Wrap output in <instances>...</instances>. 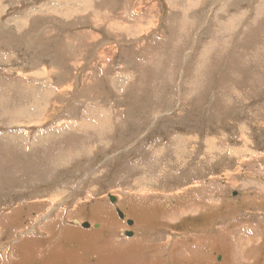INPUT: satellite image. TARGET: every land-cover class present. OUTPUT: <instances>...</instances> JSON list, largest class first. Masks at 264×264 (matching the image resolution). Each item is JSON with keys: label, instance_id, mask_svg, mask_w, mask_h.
Masks as SVG:
<instances>
[{"label": "rangeland", "instance_id": "1", "mask_svg": "<svg viewBox=\"0 0 264 264\" xmlns=\"http://www.w3.org/2000/svg\"><path fill=\"white\" fill-rule=\"evenodd\" d=\"M0 264H264V0H0Z\"/></svg>", "mask_w": 264, "mask_h": 264}, {"label": "water", "instance_id": "2", "mask_svg": "<svg viewBox=\"0 0 264 264\" xmlns=\"http://www.w3.org/2000/svg\"><path fill=\"white\" fill-rule=\"evenodd\" d=\"M116 200V198L114 196H111V201L114 202ZM118 210V213L121 217H124V213L122 212V210H120L119 208H117ZM128 223L129 224H132L133 223V220H128ZM83 226H89V223L88 222H84L82 224ZM125 233H127V235H132L133 232L132 231H126Z\"/></svg>", "mask_w": 264, "mask_h": 264}, {"label": "bare ground", "instance_id": "3", "mask_svg": "<svg viewBox=\"0 0 264 264\" xmlns=\"http://www.w3.org/2000/svg\"><path fill=\"white\" fill-rule=\"evenodd\" d=\"M145 181V180H144ZM124 217H125V215H124Z\"/></svg>", "mask_w": 264, "mask_h": 264}]
</instances>
